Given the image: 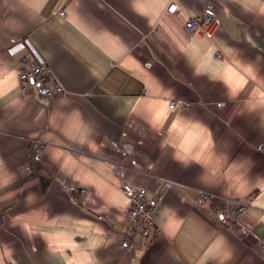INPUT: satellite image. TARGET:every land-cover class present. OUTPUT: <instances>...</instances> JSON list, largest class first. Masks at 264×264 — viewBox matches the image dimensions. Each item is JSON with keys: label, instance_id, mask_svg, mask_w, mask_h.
Wrapping results in <instances>:
<instances>
[{"label": "crops", "instance_id": "crops-1", "mask_svg": "<svg viewBox=\"0 0 264 264\" xmlns=\"http://www.w3.org/2000/svg\"><path fill=\"white\" fill-rule=\"evenodd\" d=\"M23 50L63 96L19 85ZM124 187L161 196L155 233ZM260 240L264 0H0V264H264Z\"/></svg>", "mask_w": 264, "mask_h": 264}, {"label": "built area", "instance_id": "built-area-1", "mask_svg": "<svg viewBox=\"0 0 264 264\" xmlns=\"http://www.w3.org/2000/svg\"><path fill=\"white\" fill-rule=\"evenodd\" d=\"M180 8V5L174 1H171L165 9V14L176 13ZM64 11L60 10L59 14L63 15ZM219 25L218 16L211 12L204 10L196 16H192L186 19L184 22V29L192 34L199 33L206 37H211L214 30ZM17 78L19 85L24 88L29 84L36 85L37 94L43 98H51L54 96H63L65 90L62 84L54 77L50 67L41 61L32 60L26 50H23L19 55L18 64L16 67ZM189 102L182 99H171L168 101L169 109L176 107H188ZM123 193L127 198L126 216L132 223H136L141 233L144 235L153 234L156 232V203L158 202L160 195L154 200H149L146 197L144 188L134 189L132 187L122 188ZM198 202H203L208 198L207 193L201 192L198 195ZM245 204L239 202L235 209V217L238 216L245 209ZM220 213L227 212L224 207L218 209ZM241 233L246 234L247 230L241 227ZM129 237L124 236L120 241L122 248L129 247ZM259 246L264 252V241H259Z\"/></svg>", "mask_w": 264, "mask_h": 264}]
</instances>
